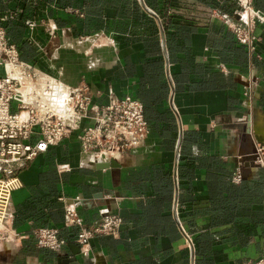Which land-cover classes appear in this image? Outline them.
Here are the masks:
<instances>
[{"label": "crops", "instance_id": "0c3cea01", "mask_svg": "<svg viewBox=\"0 0 264 264\" xmlns=\"http://www.w3.org/2000/svg\"><path fill=\"white\" fill-rule=\"evenodd\" d=\"M142 1L0 0V25L22 60L86 83L99 103L128 94L148 122L143 142L108 167L81 150L78 131L34 158L12 191L0 264L264 257V168L249 159L253 142H264V0H251L263 17L248 28L253 49L226 23L245 26L236 0ZM68 205L88 226L118 215V232L94 237L84 254L78 228L64 227ZM41 226L68 239L60 253L37 246L32 231Z\"/></svg>", "mask_w": 264, "mask_h": 264}, {"label": "built area", "instance_id": "2783aa9c", "mask_svg": "<svg viewBox=\"0 0 264 264\" xmlns=\"http://www.w3.org/2000/svg\"><path fill=\"white\" fill-rule=\"evenodd\" d=\"M237 1L246 16L245 26L226 23H231L238 40L253 49L254 36L248 28L254 18L263 17L253 10L251 0ZM26 25L33 29L37 24L26 21ZM73 131H78L83 152L105 161L139 146L148 134V122L142 102L128 94L116 96L110 92L107 101L99 103L86 83L69 85L22 60L0 25V243L7 237L11 195L20 185L19 173ZM257 152L256 162L264 168V144L257 146ZM240 178L237 173L233 179ZM120 223L118 215L105 213L99 221L84 225L72 205L65 208L64 227L78 228L73 238L84 254L94 237L115 235ZM32 235L38 247L55 253H60L68 241L57 227H37ZM240 264H264V257Z\"/></svg>", "mask_w": 264, "mask_h": 264}, {"label": "water", "instance_id": "95a60500", "mask_svg": "<svg viewBox=\"0 0 264 264\" xmlns=\"http://www.w3.org/2000/svg\"><path fill=\"white\" fill-rule=\"evenodd\" d=\"M140 1L143 2L142 0H140ZM146 9L148 10L149 13H151L154 16H156L151 10H149L148 8H146ZM162 46H163V49H164L163 50L164 51V54L167 57L164 40H162ZM181 135H182V132H179V137H178V141H177V149L179 148V143H180ZM257 143H258V145H263L264 144V142H257ZM257 157H258L257 146L253 142V149L251 151V156H250L249 159H251V161H254V164L255 165L259 166V164L256 162ZM110 165H112V160L110 162H96L95 163V166L98 167V168L108 167ZM11 205H12V202H11ZM11 207L12 208H11L10 216L13 213V206H11ZM175 209H176V206H174V211H175ZM175 213H176V211H175ZM6 226H8V224H6Z\"/></svg>", "mask_w": 264, "mask_h": 264}, {"label": "rangeland", "instance_id": "374dc122", "mask_svg": "<svg viewBox=\"0 0 264 264\" xmlns=\"http://www.w3.org/2000/svg\"><path fill=\"white\" fill-rule=\"evenodd\" d=\"M234 2V6H235V8H237V9H241V7H240V5H239V3H238V1L236 0V1H233ZM236 2V3H235Z\"/></svg>", "mask_w": 264, "mask_h": 264}, {"label": "bare ground", "instance_id": "6f19581e", "mask_svg": "<svg viewBox=\"0 0 264 264\" xmlns=\"http://www.w3.org/2000/svg\"><path fill=\"white\" fill-rule=\"evenodd\" d=\"M244 1V0H243Z\"/></svg>", "mask_w": 264, "mask_h": 264}]
</instances>
